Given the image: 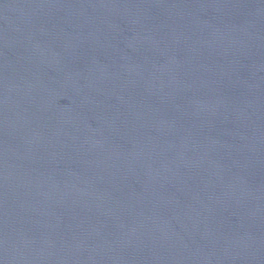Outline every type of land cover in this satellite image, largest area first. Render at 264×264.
I'll use <instances>...</instances> for the list:
<instances>
[{
  "label": "water",
  "instance_id": "obj_1",
  "mask_svg": "<svg viewBox=\"0 0 264 264\" xmlns=\"http://www.w3.org/2000/svg\"><path fill=\"white\" fill-rule=\"evenodd\" d=\"M0 264H264V0H0Z\"/></svg>",
  "mask_w": 264,
  "mask_h": 264
}]
</instances>
